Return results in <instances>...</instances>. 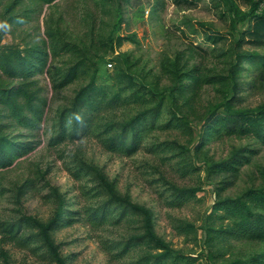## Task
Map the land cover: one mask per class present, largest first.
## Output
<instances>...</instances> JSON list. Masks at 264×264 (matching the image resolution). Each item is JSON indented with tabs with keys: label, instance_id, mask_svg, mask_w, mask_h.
<instances>
[{
	"label": "rangeland",
	"instance_id": "obj_1",
	"mask_svg": "<svg viewBox=\"0 0 264 264\" xmlns=\"http://www.w3.org/2000/svg\"><path fill=\"white\" fill-rule=\"evenodd\" d=\"M258 1L57 0L42 5L0 0V47L40 46L50 55L46 72L34 78L46 99L40 130L9 131L28 135L26 141L36 145L0 172V224L24 216L48 224L64 206L74 221L50 236L66 264H132L159 253L139 245L120 256L116 245L145 234L139 218L90 221L105 200L98 197L95 180L78 173L82 161L100 171L118 195L150 211L152 231L179 264H232L263 255V243L221 238L208 234L205 226L214 223L219 202L264 189V142L223 134L202 144L214 117L227 113L228 100L236 97L235 112H264V71L244 61L232 75L237 56H264V47L243 34L253 24L249 16ZM258 12H264V2ZM186 22L199 35L183 27ZM75 65L84 73L58 88V76ZM175 66L197 70L212 83L196 95H181L173 90ZM94 73L100 85L125 100L101 113L93 134L51 143L59 135L62 111ZM235 84L241 86L239 93ZM148 110L157 111V127L144 137L141 149L134 155L109 151L106 125L127 123ZM233 158L236 173L224 167ZM180 190L196 194L178 199ZM32 234L25 231L21 237ZM0 264L54 263L39 243L9 242L0 229Z\"/></svg>",
	"mask_w": 264,
	"mask_h": 264
},
{
	"label": "trees",
	"instance_id": "obj_2",
	"mask_svg": "<svg viewBox=\"0 0 264 264\" xmlns=\"http://www.w3.org/2000/svg\"><path fill=\"white\" fill-rule=\"evenodd\" d=\"M56 1L32 0L33 3L42 5H51ZM262 2L264 0L256 2L249 16L253 18V24L243 33L258 47H264V12H258V4ZM16 20L20 21L21 18H12V21ZM182 25L192 34L199 35V30L192 23L186 22ZM126 39L121 38V42ZM49 56L47 49L40 46L4 45L0 47V172L11 168L35 149V142L26 141L28 135L13 136L9 131L40 130L45 117L46 99L42 97L41 90L37 87V80L34 78L46 72ZM244 61L258 71H264V56L255 53L251 56H237L232 75L236 76L243 69ZM177 69L178 67L175 66L172 70V75L175 76L173 90L181 95L189 92L196 95L204 85L212 83V79L206 78L197 70L185 72ZM84 71L85 69L79 65L71 67L58 76V88L72 84ZM127 78L128 84H131L132 79ZM240 89L239 84L234 85L237 93ZM110 90L107 86L98 83V74L94 73L90 82L79 90L71 106L62 111L58 122L59 135L51 143L57 145L66 140H81L90 133L93 134L101 113L125 100L118 92L112 93ZM235 99L236 97L226 102L225 115L214 117V123L204 135L202 144L223 134L252 136L264 142V112H235L232 110ZM76 114L80 116L79 120L75 118ZM157 120V111L148 110L127 123L106 125L105 134L110 136L105 140L106 147L112 152L136 154L141 149L144 137L156 129ZM237 163V159L233 158L224 167L231 173H236ZM78 173L91 176L97 184L98 197L105 200L90 214L92 223H121L128 218H139L145 223L144 235L134 237L125 244L116 245V249L120 250V256L139 245H148L159 253L143 257L132 264L181 263L179 258L174 257L169 246L152 231L151 213L147 208L118 195L114 185L107 182L100 171L82 161L79 163ZM178 193L177 197L180 199L195 195L196 190H180ZM215 212L217 214L214 216V223L209 227L205 226L208 234L264 244V189L249 190L240 198L219 202ZM67 213L66 208L61 206L58 215L48 224L24 216L13 223L0 224L1 233L9 239V242L20 239L28 244L39 243L43 249L47 250L52 263L66 264V260L58 252V247L53 244L50 233L74 221L66 217ZM25 231H31L34 234L23 239L21 235ZM232 264H264V254Z\"/></svg>",
	"mask_w": 264,
	"mask_h": 264
},
{
	"label": "clouds",
	"instance_id": "obj_3",
	"mask_svg": "<svg viewBox=\"0 0 264 264\" xmlns=\"http://www.w3.org/2000/svg\"><path fill=\"white\" fill-rule=\"evenodd\" d=\"M5 27H6V25H5ZM75 118H76L77 120H79V119H80V116H79L78 114H76V115H75Z\"/></svg>",
	"mask_w": 264,
	"mask_h": 264
},
{
	"label": "built area",
	"instance_id": "obj_4",
	"mask_svg": "<svg viewBox=\"0 0 264 264\" xmlns=\"http://www.w3.org/2000/svg\"><path fill=\"white\" fill-rule=\"evenodd\" d=\"M112 66V65H111Z\"/></svg>",
	"mask_w": 264,
	"mask_h": 264
}]
</instances>
